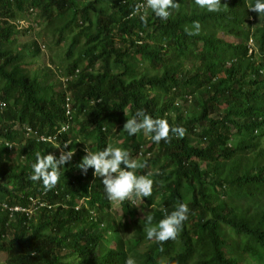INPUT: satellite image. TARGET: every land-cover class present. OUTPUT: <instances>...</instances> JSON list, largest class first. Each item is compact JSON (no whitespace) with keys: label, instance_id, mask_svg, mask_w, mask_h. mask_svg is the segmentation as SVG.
Masks as SVG:
<instances>
[{"label":"trees","instance_id":"obj_1","mask_svg":"<svg viewBox=\"0 0 264 264\" xmlns=\"http://www.w3.org/2000/svg\"><path fill=\"white\" fill-rule=\"evenodd\" d=\"M142 2L0 0V203L32 211H0V264H125L128 256L137 264H264V16L248 10L254 0H221L227 8L211 13L173 0L180 6L167 20L151 9L142 20L131 15ZM34 12L48 18L52 45L65 46L61 86L51 82L53 68L36 65L35 40L19 45L25 28L16 22ZM194 21L199 34L189 35ZM140 109L187 130L158 144L123 131L119 146L145 165L137 175L154 180L144 201L166 195L153 224L178 203L190 209L180 239L163 251L146 238L142 205L117 202L120 215L112 213L102 178L76 167L85 144L103 150L112 128ZM65 142L75 155L45 191L29 179L35 153L55 155Z\"/></svg>","mask_w":264,"mask_h":264},{"label":"clouds","instance_id":"obj_2","mask_svg":"<svg viewBox=\"0 0 264 264\" xmlns=\"http://www.w3.org/2000/svg\"><path fill=\"white\" fill-rule=\"evenodd\" d=\"M194 3L210 13L220 11L221 7L227 8L226 4L221 5V0H194ZM179 6L180 4L174 3L173 0H144L143 4L136 5L131 15L140 14L143 20L142 9H151L156 17L167 20L172 14V10ZM248 10L258 16H264V0H254ZM144 22L146 25V21ZM192 28L193 30L186 28L185 31L189 35L199 34L200 25L198 21L193 22ZM123 131L129 136L143 132L150 135L151 140L158 144L161 141L170 142L173 134L182 139L187 130L183 127H172L166 119L153 118L143 109H140L131 118H127ZM69 145L71 144L65 142L63 146L56 148L68 149ZM84 152L85 155L76 167L83 174H87L88 169H93V175L102 178L103 191L109 202L131 201L136 204L140 202L137 207L142 205L143 231L148 240L155 242L157 246L158 243L161 244L160 251H163V243L173 245L180 239V232L185 221L188 220L190 209L186 203H178L174 206L173 211L170 213L165 211L164 218L153 224L152 212L162 209L165 205L157 203L155 198H152L151 202L148 203L144 201V198L152 195L154 185V180L149 176L137 175L136 173L138 168L145 165L132 158L129 151L120 147H113L111 144L98 151L90 150L85 144ZM55 155H42L40 152H36V162L31 165L32 173L29 179L33 182H42L45 191H50L57 186L60 180V170L64 168L65 164L71 162L75 150L61 151L60 155H57L59 158ZM189 261L191 259L188 258L187 263ZM125 264H137V261L132 256H128ZM154 264H166V261L161 258L160 261H154Z\"/></svg>","mask_w":264,"mask_h":264},{"label":"rangeland","instance_id":"obj_3","mask_svg":"<svg viewBox=\"0 0 264 264\" xmlns=\"http://www.w3.org/2000/svg\"><path fill=\"white\" fill-rule=\"evenodd\" d=\"M29 15V14H28ZM27 15V16H28ZM29 18L28 21H22V19L16 22L18 24V31H21L23 28H25V33L21 34L18 33V38H19V45L20 43H28L32 40H35V42H37L40 46V50L42 51V56L40 59H38L36 61V65L39 62H42V65L45 66H50L51 69L53 68L54 70V78L51 80L52 84L55 86H61L60 84V78L62 76L59 75V70H61V66H63L62 63H60V58L62 59V54L63 51L65 49L64 44H61L60 46H53L51 41L52 39V30L51 28L48 26L47 24V20L48 18H42L41 16L37 15V12H34L33 14H31L30 16H28ZM12 20L9 21V23L11 24ZM256 26V22L255 20H252L251 24H250V28L254 29ZM232 41V39H229V42ZM239 42V41H238ZM20 47V46H19ZM63 60V59H62ZM53 61V62H52ZM62 64V65H61ZM99 65L97 64L95 66L96 71H98ZM120 123H117L113 128H112V136L109 139V144H111L113 147H119L121 145V143L123 142V126H119ZM22 126L17 125L15 128L16 130H20ZM29 138V137H27ZM30 139V138H29ZM26 141H24L25 143ZM14 145V144H13ZM15 146V145H14ZM87 146L90 148V150L92 149V144L88 143ZM75 149V148H73ZM16 157V153L13 151V153H11L9 155V159H13ZM153 170V169H152ZM152 170H150L151 172H153ZM166 195L163 194H159L156 195L155 197V201L157 203H162L163 200L161 199H165ZM186 202H188V199L185 200ZM245 200L242 201H237L238 205H240V207L243 209L245 208ZM117 202H112L111 205V210L112 213H117V215H120V207L117 206L116 204ZM140 202H138L137 204H139ZM141 217V215H140ZM117 219L119 220V216H117ZM138 221L140 222V224L142 225V222L140 220V218H138ZM223 256L224 258L228 257V251H226V249L223 250ZM1 260H3V258L1 259V255H0V262ZM244 264H248L247 262H245Z\"/></svg>","mask_w":264,"mask_h":264},{"label":"built area","instance_id":"obj_4","mask_svg":"<svg viewBox=\"0 0 264 264\" xmlns=\"http://www.w3.org/2000/svg\"><path fill=\"white\" fill-rule=\"evenodd\" d=\"M143 3V2H142ZM66 102H67V107H68V111H67V114H70V108H71V104L69 103V100H68V98L66 99ZM0 107L2 108V107H4V103H0ZM67 129V127H63L61 130H59L58 132L59 133H61V131H65ZM26 131H27V136H29V135H36V132H34L31 128H27L26 129ZM39 140L40 141H43V142H50V143H53V144H56V141H57V137L56 136H46V135H43V136H40L39 137ZM69 143V142H68ZM64 144V143H63ZM55 146H59V144L58 145H55ZM61 151H66L65 149H63L62 147L61 148H56L55 150H54V154H56V155H60V152ZM36 202H37V200H32V203L34 204V205H36ZM0 211H7L8 213H9V215H10V217H12V215L14 214V213H16V212H27L28 214H30V213H32V211H29V210H25V209H23V208H21V207H19V206H17V205H15V206H13V207H8V205L7 204H5V203H0Z\"/></svg>","mask_w":264,"mask_h":264}]
</instances>
